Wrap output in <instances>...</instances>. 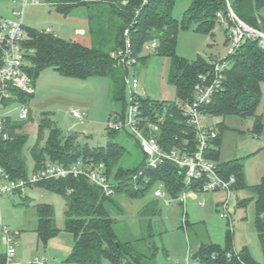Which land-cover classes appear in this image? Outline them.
Listing matches in <instances>:
<instances>
[{
  "label": "trees",
  "instance_id": "16d2710c",
  "mask_svg": "<svg viewBox=\"0 0 264 264\" xmlns=\"http://www.w3.org/2000/svg\"><path fill=\"white\" fill-rule=\"evenodd\" d=\"M44 1L55 5L57 13L63 16H68L77 7H85L92 42L87 45L76 39L62 38L45 29L27 26L28 39L24 45L28 50L26 56L29 64L26 70L35 85L40 73L47 68H53L64 76L80 79L106 77L113 85L114 100L119 103V109L124 111L127 107L125 77L131 74L138 63L133 68L122 65L113 57V53L122 49L129 38L138 62L145 63V57L140 56L144 45L149 41L157 43V55L170 60L168 80L175 88L176 99L159 101L144 95L140 96L139 101L142 115L147 119L153 120L156 113L166 110L165 123L161 126L160 133V141L165 149L181 146L183 138L192 137L176 100L192 98L199 75L209 69L213 60H206L200 55L194 60L180 56L177 53L179 30L192 28L195 32L213 36L216 24L220 23L217 13L221 12L227 17L231 7L244 23L264 32V0H191L180 19L173 14L177 0ZM231 24H234L233 21H230ZM126 30H129L128 37L125 35ZM225 30L228 34V28ZM227 40L230 41L228 36ZM226 59L230 65L225 72L223 88L214 94L205 113L222 117H254L253 133L260 135L263 122L258 108L263 102L264 47L259 38L245 37L235 52L228 54ZM34 94L14 91L11 102L27 104ZM44 116L39 126L38 139L32 146H27L29 135L24 124L10 116L6 118L5 126L10 138L0 144V165L12 178L27 177L49 159L64 165L82 159L105 163L108 175L117 182L111 196L105 195L100 187L81 175L48 179L36 184L38 189L60 194L65 199L64 231L70 233L74 241L67 261L76 264H103L107 259L110 264H154L160 251L155 238L164 233L163 229L157 231L155 228V219L162 220L163 217L162 206L156 197L147 202L140 210L141 218L137 228L141 234L125 239L117 231L118 216L123 215L124 209L116 196L139 199L158 185H163L168 196L177 198L186 189L198 191L205 179L192 181L188 186L184 170L170 161L157 168H146V155L140 141L130 133L125 134L135 139L143 156L137 165L124 167L122 159L127 153H131L118 141L123 132L109 130V142L106 145L90 146L82 141L78 132L64 133L55 121ZM47 130L48 137L44 141V132ZM220 145L219 133L208 156L218 161L219 169L225 177H236L233 189L253 191L254 224L264 255V175L258 184L249 186L243 159L220 162ZM29 157L33 160L31 171L28 170ZM140 171H143L142 175L134 178ZM239 204L245 205L246 199L239 201ZM36 210V232L40 242L47 244L49 239L61 232L57 226L55 209L51 204L39 203ZM186 215L187 213L185 227L189 224ZM4 263L5 255L0 252V264ZM193 264H264V261H257L248 246L236 251L232 232L228 231L224 246L212 241L201 244L193 255Z\"/></svg>",
  "mask_w": 264,
  "mask_h": 264
},
{
  "label": "rangeland",
  "instance_id": "374dc122",
  "mask_svg": "<svg viewBox=\"0 0 264 264\" xmlns=\"http://www.w3.org/2000/svg\"><path fill=\"white\" fill-rule=\"evenodd\" d=\"M41 4L30 3L24 11V23L28 27L52 30L57 36L75 37L85 44H91L88 23L82 19L85 7H77L68 16L57 13L55 5L40 0ZM32 2V0H31ZM191 0H177L173 14L180 19L190 5ZM19 0H0V16L11 17L13 10L20 9ZM84 8V9H83ZM83 27L84 35H76L75 30ZM154 41L147 42L140 56L145 57L146 63L139 61L137 67L131 70L140 80L139 93L159 101L176 99V91L168 80L170 60L156 53ZM230 43L227 40L225 27L216 24L214 35L195 32L192 28L180 29L178 34L177 53L190 60L199 55L206 60L211 56L223 59L227 56ZM263 102L258 108L262 116L263 128L260 135H255L254 117L241 118L230 115L227 117L207 115L209 124L216 126L221 134L220 162L233 160L244 156V171L249 186L258 184L264 175V84L262 85ZM26 106L30 110V118L19 119L20 105L5 109V113L13 120L24 124L29 135L27 146H32L38 139L39 126L45 117H50L64 133L78 132L84 143L90 146L106 145L109 142L108 120L112 111L120 105L113 98V85L106 77H90L80 79L64 76L53 68L43 70L36 80L34 97ZM86 113L87 124L79 123L72 115V109ZM48 130L44 132V141ZM118 141L122 142L129 153L122 159L124 167L137 165L142 159L143 152L137 146L135 139L121 133ZM218 162V161H217ZM28 170L33 167V160H27ZM34 193L28 191L31 201L23 203L22 195L6 194L0 198V219L2 224L12 232H18L17 241L19 252H25V262L38 258H48L50 264H76L67 261L74 241L73 236L64 231L65 199L62 195L39 190L34 187ZM156 189V188H155ZM153 188L145 197L129 199L123 195L116 196L124 209L123 215L118 216L117 231L122 238L137 237L141 234L138 224L140 210L155 198ZM225 192H198L188 196L185 206L173 201L171 205L165 200L158 199L163 208V217L155 219L157 231L164 233L156 235L155 243L160 247L154 264H193V255L201 244L215 242L225 245L228 231L232 232L234 249L239 251L248 246L254 258L264 261L260 240L254 224L255 201L251 189H233L230 195V210L232 224L221 217L218 202L226 199ZM245 205L239 201L245 200ZM205 201L201 206L200 202ZM28 203V204H26ZM39 203L51 204L55 209L57 226L61 232L49 239L47 244L40 242L37 228V210ZM188 214L189 224L184 225L183 217ZM187 218V215H186ZM103 264H110L105 259Z\"/></svg>",
  "mask_w": 264,
  "mask_h": 264
},
{
  "label": "built area",
  "instance_id": "2783aa9c",
  "mask_svg": "<svg viewBox=\"0 0 264 264\" xmlns=\"http://www.w3.org/2000/svg\"><path fill=\"white\" fill-rule=\"evenodd\" d=\"M19 1L21 7L18 10H13L11 17H0V48L2 51V65L0 66V144L10 138L5 126L6 118L10 116L5 113L6 108L19 104L20 120H26L30 115V110L25 103L11 102L14 99L13 92L35 93V83L26 70L29 61L26 56L28 50L24 43L28 39V33L23 18L24 11L30 3L38 5L41 4V1ZM217 16L220 23L228 28L227 36L230 40L228 54L234 53L245 37L259 38L260 44L264 47V32L244 23L231 7L227 17L221 12L217 13ZM230 21H233L234 24L230 25ZM128 34L129 30H126L125 35L127 37ZM153 45L156 47L157 43L153 42ZM113 57L120 64L130 68L138 63L129 38L126 39L122 49L113 53ZM210 63L209 69L199 75L198 81L194 85L192 98L176 100L186 126L192 132L191 138H183L181 146L165 149L160 141L161 126L165 123L166 110L163 113H156L153 120L142 115L139 98L145 94L139 93L140 80L134 74L125 77L127 107L124 111L121 109L112 111L108 120V128L109 130L133 134L140 141L142 150L146 155V168H157L170 161L184 170L185 181L188 186L192 181L205 179L203 186L198 191L186 189L177 198L168 196L163 185H158L154 191L156 198L165 200L168 205L177 201L180 205L185 206L187 198L191 194L225 192L227 197L219 202L218 209L221 217L228 219L232 224L230 195L236 183V177L234 175L225 177L219 169V163L208 156L213 148V142L219 136V131L216 126L208 123L205 113V108L211 102L214 94L223 88L226 78L225 72L230 63L226 57L223 59L213 58ZM71 113L79 123L87 124L85 112L74 108ZM142 173L143 171H140L134 175V178L142 175ZM80 175L87 177L91 183L100 187L105 195L114 194L117 182L108 175L105 163H94L81 159L78 162L64 165L49 159L40 169L31 172L25 178L17 179L12 178L0 165V198L6 194H20L26 197V193L41 181ZM200 205L204 206L205 201H201ZM183 222H185V215ZM1 231L5 255L4 264H49L46 258L38 257L31 262L20 261L18 258V232H12L4 225H2Z\"/></svg>",
  "mask_w": 264,
  "mask_h": 264
},
{
  "label": "crops",
  "instance_id": "0c3cea01",
  "mask_svg": "<svg viewBox=\"0 0 264 264\" xmlns=\"http://www.w3.org/2000/svg\"><path fill=\"white\" fill-rule=\"evenodd\" d=\"M79 8V7H78ZM84 9V8H83ZM75 10V9H74ZM73 10V11H74ZM72 11V12H73ZM71 12V13H72ZM82 19L83 20H85L87 23H88V12H87V9L85 10H83V13H82ZM1 17V16H0ZM45 30H47V31H51L52 32V30H48V28L47 29H45ZM87 30H85V28H83V27H78V28H76V30H75V33H76V35H84L85 34V32H86ZM89 31V30H88ZM60 37H62V38H65V39H76V40H78L77 38H75V37H72V36H69V37H64V36H60ZM89 37H90V35H89ZM91 38V37H90ZM91 40V39H90ZM80 41V40H79ZM82 42V41H81ZM85 44V43H84ZM87 45H89V44H87ZM213 58H216V57H213V56H211V59H213ZM147 62V60L145 61V63ZM147 96V95H146ZM244 156H240V157H236V158H243ZM262 178V177H261ZM34 189H36V188H33V189H30L29 191L31 192V193H34ZM40 190V189H39ZM28 193L29 192H27L26 193V197H23L22 196V198H23V201L24 202H29V201H31L32 200V198L28 195ZM220 202V201H219ZM219 202H218V204H219ZM187 219H188V214H187ZM2 221H1V219H0V252H3L4 251V246H3V243H2V231H1V228H2ZM24 255H25V252H19V250H18V258H19V260L20 261H23V262H25V258H24ZM48 261H49V259L48 258H46ZM50 264V263H49Z\"/></svg>",
  "mask_w": 264,
  "mask_h": 264
}]
</instances>
